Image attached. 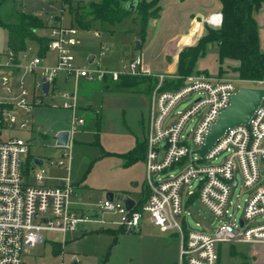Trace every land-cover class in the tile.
I'll list each match as a JSON object with an SVG mask.
<instances>
[{
	"label": "built area",
	"instance_id": "obj_1",
	"mask_svg": "<svg viewBox=\"0 0 264 264\" xmlns=\"http://www.w3.org/2000/svg\"><path fill=\"white\" fill-rule=\"evenodd\" d=\"M222 20L219 12L208 22L220 27ZM79 32L78 26L53 19L44 56L32 45L18 53L7 49L1 54L0 264H23L24 254L43 243L45 233L52 234L46 237L48 241L60 242L56 235H62L64 246L67 234L79 230L83 234L93 226V230L140 231L146 214L162 232L175 231L181 236L178 264H218L222 244L264 246V96L249 123L228 129L201 159L195 150L204 145L212 125L240 88L239 82L199 72L186 76L180 86L169 88L168 80L180 76L154 72L142 55L122 59L118 70L102 68L100 63L95 68L81 67L74 55L81 44ZM110 51L111 45L103 46L102 54ZM51 53L56 55L54 63L46 62ZM61 76L73 87L59 86ZM122 76L155 79L149 94L146 137L148 196L142 206L135 201L131 210L125 196L98 200L82 210L74 204L75 187L70 178L73 136L86 122L79 113L77 84ZM45 82L49 83L46 96ZM244 83L264 88L262 79ZM192 95H196L192 105L177 109ZM47 100L51 107L71 114L69 142L60 147L62 156L48 160L49 167L67 170L69 177L59 179L64 184L54 186L46 184L45 162L28 170L30 144L19 135L30 121L18 111L30 112ZM239 187L242 193L233 204ZM242 194H246L244 206ZM197 201L218 221L208 223L190 212ZM191 215L196 218L194 227L188 221Z\"/></svg>",
	"mask_w": 264,
	"mask_h": 264
},
{
	"label": "rangeland",
	"instance_id": "obj_2",
	"mask_svg": "<svg viewBox=\"0 0 264 264\" xmlns=\"http://www.w3.org/2000/svg\"><path fill=\"white\" fill-rule=\"evenodd\" d=\"M29 1L31 7H37L39 15L44 20L59 14L62 2V0H52V3L47 0ZM147 1L151 2L153 0ZM51 4L54 5L53 8ZM174 5H169L173 14L172 17L171 12L168 11L169 13L166 14L167 5L160 0L156 5L159 12L150 20L148 27L151 22L158 21L161 23L163 19L170 22L174 19V23H169L173 28L176 25V28L181 30L186 26L190 30L195 29V31H198L194 34L196 35L195 38L191 36V42H186V39L190 37L189 31L184 34L183 37H186V39L183 41H181L182 38L172 39L173 35L169 37L171 27H165L164 24L161 27H151V38L152 36L155 38L153 39L154 44L151 43L152 46L148 47L146 44L148 31H146L143 38L141 21L129 17L113 25L104 24L101 30L103 35L101 36L96 35L95 30L90 32L81 30L82 43L74 50L76 64L81 67L95 68L100 63L102 68L118 70L121 59L128 60L142 55L150 68L148 62L153 63L155 67H159L161 71L164 67L174 69L173 66H176L174 73H177L181 52L186 48L196 46L207 33V26L217 27L208 22L210 16L214 13L207 14L199 19L196 15L197 11H194L188 17L187 12H185L188 9L185 2ZM26 6L25 0H0V18L5 23H17L20 20L21 12L25 11ZM152 6L155 7V5ZM198 22L200 28L197 30L196 25ZM188 23L190 24L189 27ZM100 27L101 23L98 22L97 27L94 28L99 30ZM41 32L39 33L47 35ZM7 38V29L0 26V56L8 48ZM137 41L143 42V49L141 48L138 51L136 50ZM106 44L111 45V51L102 54V48ZM32 46L37 47L34 44ZM167 46L169 47L167 53L164 54L163 52V55L160 56L158 54L159 49ZM218 53L219 46L217 42L209 43L205 56L197 61L195 72H204L209 76L221 79L237 80L240 87L251 86V84L244 83L246 80L241 79L235 70L239 66V61L227 58L220 62ZM91 55L96 57L93 64L88 62ZM0 61H2L1 57ZM69 85L71 87L72 82ZM77 86L80 95L79 113L85 118L86 125L73 136V159L70 178L78 183L90 181L89 184L93 187L90 186L92 189L89 197L91 203H95L99 198L104 199V196L99 194L102 191L99 190L98 186L107 183L129 186L127 183L131 178L133 179L127 164L132 155L137 156L140 154V149L144 148L146 143L150 81L122 76L118 80H108L107 82L82 80ZM195 99L196 95L190 96L177 109H184L192 105ZM49 102L50 100H47V104L36 107L30 112L18 111L20 117L30 121V125L25 131L19 132V135L28 140L30 144L29 156L43 159L45 162L43 167L47 170L48 178H67L69 177L67 170L49 167L48 160L62 156L63 149L56 145L54 135L58 129L69 128L71 114L62 108L49 106ZM144 159L145 152L142 160L139 161L142 162ZM117 161H121L122 166H118ZM139 177L128 189L135 188L145 197L147 192L145 179L141 174H139ZM136 182L137 185H135ZM127 191L120 192L125 197H134L136 201H141L139 193ZM115 193H118L116 194L118 198L120 193ZM241 193L242 187L235 190L232 197L233 204L238 202L239 196L237 195ZM245 196L246 194H242L241 197L243 206ZM190 210L199 218L202 217L205 222L218 221L198 201ZM241 214V210L237 211L238 217ZM188 221L191 226H195L196 218L193 215L189 216ZM94 228L95 226L91 227L90 230ZM48 235L52 234L45 233V241L29 253L24 254L23 264H71L72 258L75 256L79 259V264H178L179 262L181 236L175 231L162 232L157 225L150 221L148 214L143 219L140 231L119 229L115 232L113 230L108 232L90 231L82 235L79 230L65 236L66 244L64 246L62 235H56L61 243L54 240L48 241L46 239ZM55 248L58 250L55 251ZM218 264H264V246L243 243L222 244Z\"/></svg>",
	"mask_w": 264,
	"mask_h": 264
},
{
	"label": "trees",
	"instance_id": "obj_3",
	"mask_svg": "<svg viewBox=\"0 0 264 264\" xmlns=\"http://www.w3.org/2000/svg\"><path fill=\"white\" fill-rule=\"evenodd\" d=\"M129 1L66 0L65 7L72 12L75 25L82 30L91 29L96 22H100L102 25H113L125 18L133 17V19L141 21L142 36L144 38L150 20L159 12V8L156 5H158L160 0H153L151 2L138 0V5L134 12L126 8V4ZM219 1L222 6L221 14L223 16L221 26L217 28L207 26V33L199 40L198 44L186 48L181 52L176 73L180 78L168 80L167 87H178L183 84L186 76L199 73L200 71L195 72L197 61L205 56L207 45L212 42H217L219 46L218 57L220 62H223L227 58L239 61V66L235 70L241 79L264 80V51L261 49L259 26L255 18V12L262 7L264 0ZM152 5H155V7ZM0 26L5 27L8 31V50L18 53L34 44L38 47L39 55L44 56L46 54L49 36L40 34L39 30L45 29L47 25L38 16L32 13L21 12L19 22L5 23L0 18ZM130 77L150 81V90L155 84V79L152 77ZM133 152L132 154H134ZM144 152L146 159V143L144 144V148L140 149L139 155H132L127 167L142 160ZM33 160V156H28V170L32 169L34 165ZM146 189V195L138 202V207L142 206L146 201L148 188L146 187ZM99 231L108 232L109 229ZM115 231L113 230V232ZM56 250L58 249L55 248Z\"/></svg>",
	"mask_w": 264,
	"mask_h": 264
},
{
	"label": "crops",
	"instance_id": "obj_4",
	"mask_svg": "<svg viewBox=\"0 0 264 264\" xmlns=\"http://www.w3.org/2000/svg\"><path fill=\"white\" fill-rule=\"evenodd\" d=\"M26 1V3H27V6L25 7V11H22V12H26V13H32V14H34V15H36V16H38L39 18H41L44 22H45V24L47 25V27L45 28V29H41V30H39V32H41V31H44V32H41V33H46L47 35L49 34V31H50V22H51V20H53V19H56V20H62L65 24H67V25H74V26H77V25H75V23H74V18H73V14H72V12L71 11H69L68 9H67V7H65V3H63V0H62V2H61V6H60V11L58 12L59 14H57V15H55L53 18L51 17V18H49L48 20H44L40 15H39V10L37 9V7L36 6H33V7H31V5H30V1L29 0H25ZM93 1H97V0H93ZM162 2H163V4L165 3V5H167L166 7L168 8L167 9V12H166V14H168L169 12H171V9L169 8V5H172V4H175V5H177V4H179V3H183V2H185L186 4H187V7H188V9L185 11V12H187V16L189 17L191 14H193V12L194 11H197V13H196V15H197V17L199 18V19H202V17H205L207 14L209 15V14H212V13H215V12H221V3H220V1L219 0H185V1H182V0H162ZM174 2V3H173ZM50 3H52V2H50ZM174 5V6H175ZM51 6H52V8H53V6L54 5H52L51 4ZM169 11V12H168ZM170 15L173 17V14H172V12L170 13ZM67 16V17H66ZM168 17H169V15H168ZM255 18H256V20H257V22H258V26H259V33H260V42H261V49L264 51V3H263V5H262V7L259 9V10H257L256 12H255ZM153 21H155V20H153ZM170 22L172 23H174L175 21H174V19H172V20H170ZM170 22H168V21H166V19L164 20H161V23H159L158 21H155V22H151L150 23V26L148 27L149 29L147 30L148 31V35H147V38H148V40H147V45H148V47L151 45V43H153L154 44V42H153V39L155 38H153V36H152V38H151V34H150V29H151V27L153 28V26H155V27H161V26H163L164 24L166 25L165 27H167V26H169V27H171V30H170V35H169V37H171V35H173V37H172V39H180V38H182L181 39V41H183L184 39H186V37H183L184 36V34H186V33H188V31H189V38H187L186 39V42H191V36H193L194 38H195V36L196 35H194L195 34V32L197 33L198 31H195V29H193V30H190L189 28H187L186 26L185 27H183L181 30H178V28H176V25H175V28H173L171 25H169V23ZM97 23L98 22H96V23H94V25H93V27L91 28V29H89V30H84V31H87V32H90L91 30H95L96 31V35H99V36H101V35H103V32L101 31L102 30V28L104 27V25H102L101 24V27H100V29L98 30V29H95L96 27H97ZM170 23V24H171ZM160 24V25H159ZM189 24V23H188ZM178 25V24H177ZM190 26V24L188 25V27ZM200 24H199V22L197 23V25H196V29L198 30L200 27ZM95 27V28H94ZM164 27V28H165ZM94 28V29H93ZM163 28V29H164ZM79 30L81 31L82 29L81 28H79ZM46 31V32H45ZM151 31H152V29H151ZM79 35H80V32H79ZM81 38V37H80ZM166 38V37H165ZM171 39V38H170ZM7 41H8V38H7ZM81 43H82V41H81ZM7 45H8V43H7ZM81 45V44H80ZM80 45H78L77 47H79ZM152 46V45H151ZM76 47V48H77ZM75 48V49H76ZM141 48L143 49V42H141ZM168 46L167 47H165V48H160L159 49V55L160 56H162L163 55V52H164V54H166L167 53V50H168ZM8 49V48H7ZM1 57V56H0ZM90 57V56H89ZM88 60H89V58H88ZM95 60H96V57H95ZM95 60H94V62H95ZM122 60V59H121ZM121 60H120V62H121ZM56 61V55H51V54H49L48 56H47V58H46V62H49V63H54ZM89 62V61H88ZM149 64H150V66H151V69L154 71V72H164V71H166L165 73H174L175 71L174 70H176L175 69V67L176 66H173L174 67V69H172V67H169V69H167L166 67H164L163 69H165L164 71H163V69H162V71H161V69L159 68V67H155L154 65H153V63H151V62H148ZM119 67H120V63H119V65H118ZM160 69V70H159ZM167 71H169V72H167ZM83 81H86V80H83ZM108 81V80H107ZM106 81V82H107ZM70 82L71 81H68V82H65L64 81V79H63V76H61L59 79H58V85L59 86H62V87H68V88H72L73 87V84H72V86L71 87H69L70 85ZM80 96V95H79ZM50 106V105H49ZM89 106H91V105H89ZM84 125H86V124H84ZM83 125V126H84ZM83 126L81 127V129L83 128ZM60 130H63V129H58L57 131H56V133H55V135H54V138H55V136H56V134L60 131ZM117 165L118 166H122L121 165V161H117ZM51 168H53V167H51ZM128 169H129V171H131V173H132V177H133V179L131 178V180L127 183V184H129V186H120V185H113V184H110V183H107V184H103V185H100V186H98V188H99V190H101L102 192H99V194L102 196H104V199L106 198V196L105 195H107V193L108 192H113L114 193V196H117L116 194H118V193H115V192H119L120 193V195L119 196H124L123 195V193L122 192H124V191H130V192H136V193H139L140 195V200H142L143 198H144V196H143V194H141L140 193V191L138 192L135 188H131V190H129L128 188H130V185L135 181V180H137L138 178H140L139 177V174H141L142 175V177L145 179V172H146V170H145V159H144V161H139V162H137V163H135V164H133V165H131V166H129V167H127ZM60 169H63V168H60ZM131 169V170H130ZM133 169V170H132ZM65 170V169H64ZM62 181H60L58 178H53V179H50V178H48L47 179V181H46V184L47 185H50V186H54V185H57V184H59V183H61ZM90 183V181H84V182H82V183H78V182H76V181H73V184H74V187H75V195H74V204H75V206L77 207V208H80V209H82V210H87L88 208H90V205L91 204H93V203H91V198L89 197L90 196V192H91V187L90 186H92V185H90L89 184ZM138 183L136 182L135 183V185H137ZM93 187V186H92ZM136 190V191H135ZM120 191H122V192H120ZM127 191V192H128ZM101 196H99V197H101ZM127 198V197H126ZM131 198H133L134 199V197H131ZM103 199V198H102ZM101 198H99V200H102ZM135 201H136V199H134ZM98 201V200H97ZM142 226V225H141ZM109 230H119V229H109ZM90 231H98V232H100L99 230H90ZM90 231H88V232H86V233H83L82 235H85V234H87V233H89Z\"/></svg>",
	"mask_w": 264,
	"mask_h": 264
},
{
	"label": "water",
	"instance_id": "obj_5",
	"mask_svg": "<svg viewBox=\"0 0 264 264\" xmlns=\"http://www.w3.org/2000/svg\"><path fill=\"white\" fill-rule=\"evenodd\" d=\"M138 0H130L126 4V8L132 12H134L137 8ZM141 49V41L136 42V50ZM95 60V56L91 55L89 57V63H93ZM49 83L45 82L43 84V91L45 96L48 95ZM264 96V88H255V87H247L242 86L238 89V91L233 94L231 98V102L229 106L223 110L217 121L212 125L210 132L206 136V141L204 145L195 150L201 159H204L206 153L215 145L216 141H218L228 129L234 128L239 125L248 124L252 115L256 111L259 106L262 98ZM69 131L67 129L60 130L56 136V145L58 147L66 146L69 142ZM43 159L34 158L33 164L34 166L43 165ZM64 184V181L61 182ZM106 198L109 200H113L114 193L108 192ZM125 203L127 205L128 210H131L135 206V200L131 197H127L125 199ZM243 224V222H242ZM71 264H79V259L75 256L72 258Z\"/></svg>",
	"mask_w": 264,
	"mask_h": 264
}]
</instances>
